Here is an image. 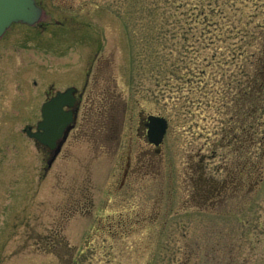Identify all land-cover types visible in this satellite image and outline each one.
<instances>
[{
  "label": "rangeland",
  "instance_id": "obj_1",
  "mask_svg": "<svg viewBox=\"0 0 264 264\" xmlns=\"http://www.w3.org/2000/svg\"><path fill=\"white\" fill-rule=\"evenodd\" d=\"M45 2L0 37V264H264V0ZM86 72L95 111L49 166L25 128Z\"/></svg>",
  "mask_w": 264,
  "mask_h": 264
},
{
  "label": "water",
  "instance_id": "obj_2",
  "mask_svg": "<svg viewBox=\"0 0 264 264\" xmlns=\"http://www.w3.org/2000/svg\"><path fill=\"white\" fill-rule=\"evenodd\" d=\"M45 10L37 4L36 0H0V37L6 32L13 22L34 25L44 19ZM69 88L58 92L42 107V119L37 124V129L29 126L28 135L36 141L48 144L52 149V156L48 160L51 166L61 151L62 144L67 139L70 130L74 127L75 114L63 109L64 105H72L74 97ZM148 141L159 147L168 129V120L162 115L149 114L147 116ZM59 143L57 140L59 138ZM160 151V148H157Z\"/></svg>",
  "mask_w": 264,
  "mask_h": 264
},
{
  "label": "flooded vegetation",
  "instance_id": "obj_3",
  "mask_svg": "<svg viewBox=\"0 0 264 264\" xmlns=\"http://www.w3.org/2000/svg\"><path fill=\"white\" fill-rule=\"evenodd\" d=\"M36 2H37L38 5H40L45 10L44 19L42 21L37 22L34 25H28V24L19 23V22H14L13 24H22V25H26V26H30V27L38 26L40 28H44L46 26V24H48L50 22V21L47 22L46 19H45L47 14H48V8H47L48 5L46 4L47 1L45 2V0H36ZM49 20H51V19H49ZM10 27L7 29V31L2 36H4L8 32ZM95 82H99L97 77H93L92 78L91 72H86L85 73V79H84V82H83V86L81 87L80 90H79V88L77 86H75V84L74 85L73 84H69V85H67V86H65V87H63L61 89H54V87L48 88V90L46 91V94H45L46 95L45 101L43 102V104L41 106V110H42L43 105L45 103L49 102L51 100V98L54 97L58 92H64V91H66L69 88H75L72 91V96L74 97L72 105L65 104L63 109L66 110V111H72L75 114L74 127L71 129V131L76 129V128H78L79 112H94L95 111V110L93 111L92 104H89V102H88V101H92V95H93L91 93V91H93V90L89 88V85L90 84H95ZM103 94L105 95L102 98L104 102L101 105L104 108H103V111H101V112H113L110 91L105 89ZM89 105H90L91 108L89 107ZM110 117L112 118L111 113H110ZM146 124H147V116H145L142 113L139 116V123H138L139 126L137 125L136 131L139 132L140 129H141L142 130L141 132L143 134H145V136L147 138V126H146ZM80 126L81 125H79V127ZM25 130H26V128H25ZM61 139H62V137L57 140V143H59ZM67 139L64 141L63 145L66 143ZM43 146H44V148L48 149L49 155L52 156V152L53 151L50 148V146L48 144H43ZM157 148H156V151H157Z\"/></svg>",
  "mask_w": 264,
  "mask_h": 264
},
{
  "label": "trees",
  "instance_id": "obj_4",
  "mask_svg": "<svg viewBox=\"0 0 264 264\" xmlns=\"http://www.w3.org/2000/svg\"><path fill=\"white\" fill-rule=\"evenodd\" d=\"M251 84H252V89L250 90L251 92H253V96H255L253 98L255 99L261 98L262 95L264 94V58L261 59L259 70L257 71ZM263 159H264V155H263ZM263 167H264V160L263 162H255L252 165L250 164V168L254 169V171H257V174L259 175L258 181L263 174Z\"/></svg>",
  "mask_w": 264,
  "mask_h": 264
}]
</instances>
